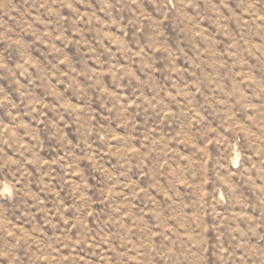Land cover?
I'll return each instance as SVG.
<instances>
[{
	"label": "rangeland",
	"instance_id": "rangeland-1",
	"mask_svg": "<svg viewBox=\"0 0 264 264\" xmlns=\"http://www.w3.org/2000/svg\"><path fill=\"white\" fill-rule=\"evenodd\" d=\"M0 264H264V0H0Z\"/></svg>",
	"mask_w": 264,
	"mask_h": 264
}]
</instances>
